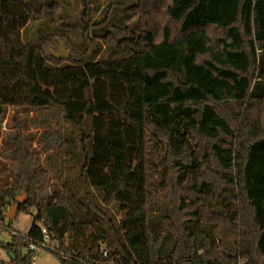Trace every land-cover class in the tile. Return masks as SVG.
<instances>
[{
	"label": "trees",
	"instance_id": "obj_1",
	"mask_svg": "<svg viewBox=\"0 0 264 264\" xmlns=\"http://www.w3.org/2000/svg\"><path fill=\"white\" fill-rule=\"evenodd\" d=\"M38 15L31 0H0V116L31 108L45 153L39 167L19 124L0 149V220L13 204L34 211L0 264H32L42 228L56 251L39 250L88 264L67 236L90 225L124 264H264V0L108 7L100 37L123 53L111 63L53 58V34L24 42ZM50 178L59 188L40 198Z\"/></svg>",
	"mask_w": 264,
	"mask_h": 264
},
{
	"label": "rangeland",
	"instance_id": "obj_2",
	"mask_svg": "<svg viewBox=\"0 0 264 264\" xmlns=\"http://www.w3.org/2000/svg\"><path fill=\"white\" fill-rule=\"evenodd\" d=\"M134 0H31L32 5L39 9L37 19L30 21L22 33L21 39L37 46L39 39H49L50 35L60 36L64 39V49L75 56L82 57L91 62L111 63L113 59L122 57L121 52L110 47L109 41L100 37L103 30L108 29L106 24H98L103 17L104 11L109 7L113 16L122 12L128 4ZM48 5V7H46ZM85 8L87 22L83 23L81 13ZM111 20L110 22H113ZM56 53L58 49H49ZM69 60V59H68ZM67 60V61H68ZM33 111L29 107L4 106L0 116V149L7 147L12 140L15 124L22 128L24 141L29 151L34 154L39 167L43 166L44 152L37 146L36 139L41 132L34 129L30 120ZM70 128L68 127V130ZM78 177L77 166L70 163L68 185L76 183ZM55 179H49L46 188L39 193L40 198H47L53 191L58 189ZM10 207L3 211V218L0 220V243L10 242L11 235H25L31 224L34 211L30 213H15L11 220L6 215ZM115 221L119 220L124 212L112 209ZM99 226H79L70 229L67 236L69 254L74 259L88 264H124L116 250L105 244L100 237ZM50 246L56 247L55 244ZM25 253V251H24ZM0 260L7 261L8 257L0 248ZM32 264H59L57 259L50 253L43 250H34Z\"/></svg>",
	"mask_w": 264,
	"mask_h": 264
},
{
	"label": "water",
	"instance_id": "obj_3",
	"mask_svg": "<svg viewBox=\"0 0 264 264\" xmlns=\"http://www.w3.org/2000/svg\"><path fill=\"white\" fill-rule=\"evenodd\" d=\"M53 58L57 60H65L69 59V53L64 49L63 45L59 43L58 51L56 53H51ZM23 198H17V203H21ZM15 213H17V204H13L6 213V219L11 220Z\"/></svg>",
	"mask_w": 264,
	"mask_h": 264
},
{
	"label": "built area",
	"instance_id": "obj_4",
	"mask_svg": "<svg viewBox=\"0 0 264 264\" xmlns=\"http://www.w3.org/2000/svg\"><path fill=\"white\" fill-rule=\"evenodd\" d=\"M41 232L43 234V240H42V242L39 243L37 245V247H35L33 245H30L29 246V250L34 251L35 249H38L39 250V248H44L46 250L56 251V247L50 246L51 244L49 243L48 236H47V234H46V232H45V230L43 228L41 229ZM107 264H112V263L111 262H107ZM240 264H245V263H244V261H241Z\"/></svg>",
	"mask_w": 264,
	"mask_h": 264
}]
</instances>
